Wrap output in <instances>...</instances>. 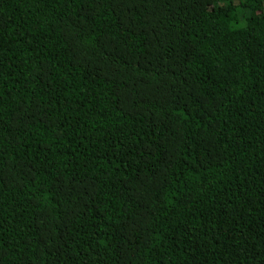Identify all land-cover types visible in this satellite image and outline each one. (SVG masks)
Returning <instances> with one entry per match:
<instances>
[{
	"label": "trees",
	"instance_id": "1",
	"mask_svg": "<svg viewBox=\"0 0 264 264\" xmlns=\"http://www.w3.org/2000/svg\"><path fill=\"white\" fill-rule=\"evenodd\" d=\"M0 264H264V0H0Z\"/></svg>",
	"mask_w": 264,
	"mask_h": 264
}]
</instances>
